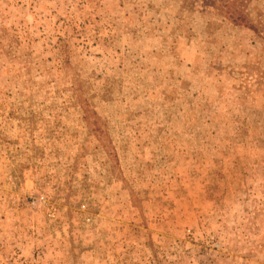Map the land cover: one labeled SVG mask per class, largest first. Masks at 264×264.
I'll return each instance as SVG.
<instances>
[{
  "label": "rangeland",
  "instance_id": "1",
  "mask_svg": "<svg viewBox=\"0 0 264 264\" xmlns=\"http://www.w3.org/2000/svg\"><path fill=\"white\" fill-rule=\"evenodd\" d=\"M0 0V264H264V0Z\"/></svg>",
  "mask_w": 264,
  "mask_h": 264
},
{
  "label": "trees",
  "instance_id": "2",
  "mask_svg": "<svg viewBox=\"0 0 264 264\" xmlns=\"http://www.w3.org/2000/svg\"><path fill=\"white\" fill-rule=\"evenodd\" d=\"M203 3L219 4L213 5L212 8L220 15L231 21H247L244 13V7L241 4L245 0H201Z\"/></svg>",
  "mask_w": 264,
  "mask_h": 264
}]
</instances>
